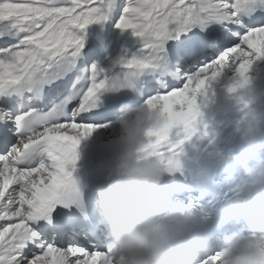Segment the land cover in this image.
<instances>
[{"label":"snow or ice","instance_id":"1","mask_svg":"<svg viewBox=\"0 0 264 264\" xmlns=\"http://www.w3.org/2000/svg\"><path fill=\"white\" fill-rule=\"evenodd\" d=\"M94 30L137 46L105 55ZM261 58L264 0H0V264H115L68 219L83 211L73 173L92 122L147 106L159 119L136 151L178 172L197 98L231 69L228 92L245 89Z\"/></svg>","mask_w":264,"mask_h":264},{"label":"clouds","instance_id":"2","mask_svg":"<svg viewBox=\"0 0 264 264\" xmlns=\"http://www.w3.org/2000/svg\"><path fill=\"white\" fill-rule=\"evenodd\" d=\"M158 119L144 105L125 104L117 111L120 136L133 151L107 175L98 202L115 264H206L217 253V264H264V121L247 112L239 144L225 155L241 174L230 181V191L247 234L232 232L210 247L190 232L171 234L181 222L168 207L174 188L165 180L174 172L158 157L141 158L136 151Z\"/></svg>","mask_w":264,"mask_h":264},{"label":"bare ground","instance_id":"3","mask_svg":"<svg viewBox=\"0 0 264 264\" xmlns=\"http://www.w3.org/2000/svg\"><path fill=\"white\" fill-rule=\"evenodd\" d=\"M98 35H100L99 30H94L89 37V43L95 44L101 39L106 40L107 42L110 41L108 39V35H100V39H97ZM119 41L120 43L118 44ZM136 46L137 43L134 38H130L128 40L117 38L116 43L112 44L110 47L108 46L106 52H110L109 54L114 57L115 55H118L120 50H122L123 48L135 50ZM261 59H263L264 61V58ZM255 71H257V73H255L257 75H255V78L251 76L249 77L250 82L248 86H260L264 84V70H262L261 67L257 66L255 68ZM233 75L234 77L236 75L234 69L226 71L221 75L224 77V83H222V85L214 87L212 85L216 83V80L211 81L206 93L198 98L201 104V115H204L208 109L212 108L213 105H211V102L214 99L222 98V100H228V104L223 112L213 110L210 116L207 117L205 126L202 128H197L195 134L191 137V139L187 140L182 146V154L180 155L179 159L182 169H185L187 173L191 171V168L201 162L208 161L213 164L217 163L219 156L222 157L229 148L235 147L237 144H239L243 132V125L241 123V120L247 112H249L250 110H254L257 113L258 118L261 121H264V89L260 90L257 96H245L242 101H236L234 100L235 94H230L227 90L230 86L235 84L231 82V77H233ZM247 90L248 88L241 89V91L243 92ZM206 105L209 106L205 108ZM94 125L96 126V130L87 138L81 140L77 148L78 162L73 176H80L84 172L90 170L95 159H98L109 153L117 152L123 148H130L128 144L123 141V145L120 148L113 144V149L111 150L107 149V151L105 152H94V148L103 146L102 143L104 141L103 139H100L101 137L98 138L99 134H103L105 136L107 135V133L112 135L111 132L107 131L114 130L119 132L116 126V122L113 121V118L110 120H105L103 122L94 123ZM176 138L177 137L174 136V139ZM178 138L182 139L183 134H181ZM106 142L107 141H105V143ZM114 142L115 141H113V143ZM262 143H264V140H262ZM81 147L83 148L82 150H80ZM116 166L117 164L114 166V168ZM98 202L99 196L98 199H96L97 205ZM237 231H243L247 234V226H240ZM105 233L107 234V232H104V235ZM104 240L108 241V235L104 236ZM222 241L223 239H221L220 241L213 240L209 244V246L218 247Z\"/></svg>","mask_w":264,"mask_h":264},{"label":"rangeland","instance_id":"4","mask_svg":"<svg viewBox=\"0 0 264 264\" xmlns=\"http://www.w3.org/2000/svg\"><path fill=\"white\" fill-rule=\"evenodd\" d=\"M127 37H129L130 35H126ZM111 37H113L112 35H111ZM117 38H119V39H130V38H132V37H130V38H123L122 36H118V35H115L114 36V40L113 41H109V47L112 45V44H114V43H116V40H117ZM123 42V41H122ZM120 43V41L118 42V44ZM121 45V44H120ZM113 49V48H112ZM111 49V50H112ZM263 62V63H262ZM257 66H259V67H261L262 68V70H264V61H263V59H259V60H256L253 64H252V66H251V68H250V70H249V72H248V78L251 76V77H253V78H255V75H257V74H255V73H257V71H255V68L257 67ZM232 79H231V82H233V83H236L237 82V80H238V76H236L235 75V77H234V75H233V77H231ZM219 81H221V82H219ZM249 82H250V80H249ZM221 83V84H220ZM222 83H224V77L223 76H220L217 80H216V83H214L212 86H214V87H216V86H219V85H222ZM216 84V85H215ZM199 98V97H198ZM198 98H197V102H199V100H198ZM198 104H200V102L198 103ZM201 105V104H200ZM116 119H117V117H116ZM116 119H113V121H115L116 122ZM99 126V125H98ZM107 132H111V134L112 135H110V134H108L107 133V135H103V134H99L98 135V138L99 137H101L100 139H103V146H98L97 148H94L93 149V151L94 152H105V151H107V149H109V150H111V149H113V144L114 145H116L117 147H122V143H123V139L121 138V136H120V133L119 132H117V131H107ZM114 133V134H113ZM116 134V135H115ZM101 135V136H100ZM105 137V138H104ZM112 138V139H111ZM115 138V139H114ZM108 139V140H107ZM83 140V139H82ZM105 141H107L106 143H105ZM112 141V142H111ZM113 141H115L114 143H113ZM110 143H112V144H110ZM121 143V144H120ZM121 145V146H119V145ZM112 146V147H111Z\"/></svg>","mask_w":264,"mask_h":264}]
</instances>
